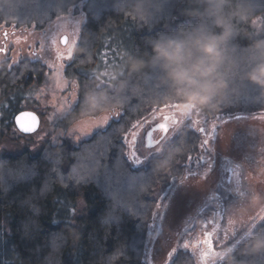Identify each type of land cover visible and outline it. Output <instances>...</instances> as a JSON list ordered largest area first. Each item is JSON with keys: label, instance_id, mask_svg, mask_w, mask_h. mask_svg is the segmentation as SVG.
<instances>
[{"label": "trees", "instance_id": "trees-1", "mask_svg": "<svg viewBox=\"0 0 264 264\" xmlns=\"http://www.w3.org/2000/svg\"><path fill=\"white\" fill-rule=\"evenodd\" d=\"M86 16L65 78L78 88L66 127L102 114L109 126L77 145L19 149L15 126L51 71L40 59L0 61V264H145L156 194L180 180L200 154L201 136L182 128L162 152L134 168L126 136L153 111L190 105L209 120L264 112V0H0V28L44 30L72 8ZM181 46L185 66L208 60L214 43L226 82L212 98L169 79L154 45ZM135 66V70H133ZM18 133L22 136L18 137ZM18 149V150H16ZM264 221L220 264H264ZM171 264H197L181 251Z\"/></svg>", "mask_w": 264, "mask_h": 264}, {"label": "rangeland", "instance_id": "rangeland-1", "mask_svg": "<svg viewBox=\"0 0 264 264\" xmlns=\"http://www.w3.org/2000/svg\"><path fill=\"white\" fill-rule=\"evenodd\" d=\"M82 7L83 3L79 4L78 14L72 8L68 16L54 20L44 30L34 27L15 29L17 32L23 30L26 38L31 37L28 44L34 52L29 55V48L12 43L14 38L10 36L9 52L6 56L0 54V61L11 59L13 62L15 59L17 63L25 58L40 59L48 67L55 62L54 41L57 40L60 49L71 53L73 59L86 22ZM4 30L11 32L12 28H0V33ZM263 30L264 18H261L250 37L257 38ZM64 37L68 38L66 48L62 43ZM4 43L0 35V45ZM72 59L65 58L63 68L58 65L48 67L51 74L30 101L41 119L40 129L34 135H23L20 150L28 147L36 153L47 143L57 146L65 140L77 145L90 139L95 132L106 129L112 117H116L106 113L65 126L63 120L78 103L77 85L65 78L66 66ZM56 84L61 88L66 86L67 91L61 94L54 89ZM105 115L109 116L106 123L80 131L81 121L86 126L102 120ZM185 127L200 134L201 151L188 161L182 179L161 188L156 194L157 206L147 235L145 264H165L166 254V264H171L181 251L191 253L197 264H220L264 221L255 218L264 211V112L250 115L223 113L209 120L190 105L155 110L143 123L135 124L125 138L127 157L132 166H144ZM17 136L22 135L18 133ZM230 220L234 223L229 224ZM204 240L209 241L206 246ZM186 244L188 248L184 246ZM205 250L206 261L201 256Z\"/></svg>", "mask_w": 264, "mask_h": 264}, {"label": "clouds", "instance_id": "clouds-1", "mask_svg": "<svg viewBox=\"0 0 264 264\" xmlns=\"http://www.w3.org/2000/svg\"><path fill=\"white\" fill-rule=\"evenodd\" d=\"M153 50L154 58L160 61V66L166 75L178 86H190L204 94L205 99L212 98L213 92L227 86L223 79L215 78L219 71V65L218 61L213 58L218 55L214 43L205 44L202 49V54L209 59L195 62L191 67L185 66L180 45L172 47L167 43H157ZM133 70H135V66H133ZM251 78L264 85V66L256 68ZM254 247L264 248V240H256Z\"/></svg>", "mask_w": 264, "mask_h": 264}, {"label": "snow or ice", "instance_id": "snow-or-ice-1", "mask_svg": "<svg viewBox=\"0 0 264 264\" xmlns=\"http://www.w3.org/2000/svg\"><path fill=\"white\" fill-rule=\"evenodd\" d=\"M5 28H7V27H5ZM22 32H23V30H21V32H17L15 30V27L12 28L11 32H9L8 30L2 31V33H0V35L3 36V39H4L5 43L3 45H0V54H4L6 56L7 53L9 52V48L7 47V43L9 41V37L11 36V37L14 38L12 40V43H14L16 45H25V46H27L29 48V53L28 54L31 55L34 52L33 48H32V45L28 44V41L31 39V37H27L26 38L25 35L22 34ZM54 44H55V50H54V52H55V62L51 63L50 65H48V67L51 69V68H54V67H56L58 65L60 68H63L65 58H67L68 60H71L72 59V54L69 53L68 51L60 49V47H59L60 42L58 40L54 41ZM66 47H67V45L65 44V48ZM13 63H16L15 59L13 60ZM66 83H67V81L65 82V85H66ZM54 89L55 90H59L61 92V94H63V92L67 91V87L66 86L61 88L59 86V84L54 85ZM176 107L179 108V105L177 104ZM108 119H109V116L105 115L102 120L88 123L86 126L84 125V121H81L80 124L82 125V127L80 128V131L81 132L86 131L88 128H90L94 124L106 123L108 121ZM141 123H143V121H141ZM137 127H139V125H137ZM166 127L167 126L165 125L164 128H166ZM161 130H163V129H161ZM31 132H33V133L38 132V119L36 120L35 126L32 128ZM255 218L264 220V211H261ZM232 223H234V221L230 220L229 224H232ZM205 230L207 231V229H205ZM208 242H209L208 240H204L203 241L205 246L208 244ZM184 246L186 248L189 247V245H187V244L184 245ZM212 248H213V250L215 249V243L214 242L212 243ZM201 256H202L203 260L206 261L208 259L207 251L206 250L202 251L201 252ZM167 261H168V255L166 254V256L164 258L165 264H166Z\"/></svg>", "mask_w": 264, "mask_h": 264}, {"label": "water", "instance_id": "water-1", "mask_svg": "<svg viewBox=\"0 0 264 264\" xmlns=\"http://www.w3.org/2000/svg\"><path fill=\"white\" fill-rule=\"evenodd\" d=\"M68 38L64 37L62 39L63 45L67 44ZM38 119V131L41 126V119L39 115L34 111H22L15 117V126L17 130L24 136L34 135L37 132H31L32 128L35 126V122ZM22 130V131H21Z\"/></svg>", "mask_w": 264, "mask_h": 264}]
</instances>
